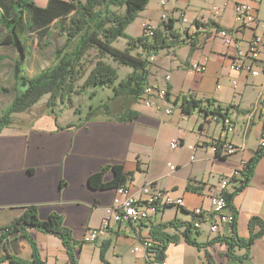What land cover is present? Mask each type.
Instances as JSON below:
<instances>
[{"label":"crops","instance_id":"obj_1","mask_svg":"<svg viewBox=\"0 0 264 264\" xmlns=\"http://www.w3.org/2000/svg\"><path fill=\"white\" fill-rule=\"evenodd\" d=\"M33 1L39 8L49 2ZM240 1L150 0L136 19L138 33H130L131 26L127 27L129 37L136 38L143 34V23L161 28L166 18L172 20L175 33L182 39L181 29L194 24L221 28L232 36L227 45L214 36V30L207 29L191 42L185 40L151 55L147 84L167 90L169 97L160 105L163 109L170 108L169 114L146 107L140 100L129 104L121 99L112 114L120 113L123 108L132 109L138 115L132 122L100 118L81 128L59 130L52 117L42 115L37 122H31L29 130L24 127L23 131L2 130L0 229L9 227L29 205L37 208L39 220L53 214L61 216L63 226L71 230L74 240L71 245L74 261L61 239L29 228L25 232L36 245L39 264H126L127 252L133 256L131 264H152L151 253L134 250L147 238L165 247L164 264H242L239 258L246 252L245 248L234 247L233 258L228 255L225 242L214 240L230 237L227 228L211 234L205 222L201 230L191 229L189 242L199 246L189 244L184 238L185 224L191 225L193 220L191 210L209 208V197L220 194V180L242 170V162L252 158L264 133V113L254 111L264 76L252 77L247 72L230 69L233 59L246 53L249 41L259 35L257 67L264 70V30H236L233 7ZM213 6L220 9L216 19L211 15ZM256 16L264 21V0H260ZM182 17L187 20L185 23ZM193 64L205 67L203 71H192ZM184 97L201 101L203 109L207 100L221 108L231 105L227 118L233 129L227 132L223 121L206 117L200 110L189 116L183 114L180 100ZM174 139L181 142V149L171 150L169 143ZM224 140L238 150L233 155L218 157L209 145ZM193 147L197 150L190 161ZM169 164L176 169L172 171ZM107 165H122L125 172L132 174L126 186L134 195L138 196L143 186L152 184L155 190L182 197L184 205L160 208L140 224H110L101 241L83 242L89 229L100 227L105 208L115 197L114 189L88 188L89 176ZM112 179L111 171L103 176L104 182ZM237 187V183L230 182L223 193L232 194ZM227 208L237 214L238 239L246 241L260 230L259 225L253 230L249 228L248 222L253 217L259 218L264 227V155L246 187L234 195ZM30 242L20 233L6 235L0 244V264H10V258L31 262ZM244 264H264V235L254 240Z\"/></svg>","mask_w":264,"mask_h":264},{"label":"trees","instance_id":"obj_2","mask_svg":"<svg viewBox=\"0 0 264 264\" xmlns=\"http://www.w3.org/2000/svg\"><path fill=\"white\" fill-rule=\"evenodd\" d=\"M33 2V0H0V28L6 30L0 37V46L10 47L17 54L12 72L18 91L10 104L0 112V134L2 130L14 125L24 127L27 124L28 121L15 120V115L29 114L38 104L39 107L36 108H43L41 107L43 102L46 108H52L58 102L66 103L71 95L79 94L86 89L111 88L114 93V102L117 99H124L129 104H135L137 100H140L143 88L147 85L151 55L185 41L175 33L172 20L165 21L161 24V28H156L151 39L143 35L136 38L129 37L126 33L127 27L137 19L138 14L150 0H49L44 8L37 7ZM53 34L63 39L62 45L53 50L50 65L30 76L26 69L32 55L30 36H34L38 47L44 50L45 47H49L48 40ZM118 39L127 41L124 49L113 46ZM89 52H93L95 56V62L91 66L87 59ZM111 61L117 66L128 67L131 72L119 80ZM79 80H83L80 86L78 85ZM44 98L46 101L42 102ZM114 102L91 108L87 113L86 121L81 124L58 126L57 128L59 130L71 127L81 128L86 123L97 119V114H100L99 111L102 108L107 109L105 117L116 122L129 123L137 118L136 111L129 108H123V111L113 115ZM204 104L205 109L201 106V101L188 100L184 97L180 100V109L188 116L195 110H200L206 117L222 122L228 117L232 108L231 105L221 108L209 100ZM35 111H40V109ZM262 155H264V149H257L252 158L245 162L240 171V178L237 180L230 178L229 184L235 182L238 187L232 194L223 193L228 203L227 207L231 205L234 195L246 187ZM108 171L113 174V179L111 182H104L103 176ZM131 176V173L125 172L122 165H107L100 172L92 173L87 184L88 188L94 191L108 188L115 190L126 186ZM236 215L235 212V221ZM37 216V208L29 205L9 227L0 229V244L6 235L20 233L29 242L31 241V246H33L31 262L10 258L9 263L39 264L41 262L35 250L36 245L25 232L29 228L61 239L70 259L74 261L71 250L74 240L71 237V230L63 226L61 216L53 214L43 221ZM235 221L231 226V237H218L214 240L223 241L228 245L230 257H233L234 247L245 248L246 252L242 258H239L244 264L254 240L264 235V227L259 218L253 217L248 222L249 228L253 230L254 226L259 225L260 230L245 241L237 238ZM185 225L184 238L189 242L188 236L192 227L189 224ZM153 241L155 243L153 261H163L165 247L158 241ZM189 244L199 246L194 241Z\"/></svg>","mask_w":264,"mask_h":264},{"label":"built area","instance_id":"obj_3","mask_svg":"<svg viewBox=\"0 0 264 264\" xmlns=\"http://www.w3.org/2000/svg\"><path fill=\"white\" fill-rule=\"evenodd\" d=\"M260 0H241L235 4L233 7L234 18L236 24V30L241 29H251L255 31L257 29L264 30V21L260 20L256 16V8L259 5ZM220 14V9L217 6L211 8V15L213 19H216ZM167 19L163 20L165 22ZM187 20L182 17V22L185 23ZM205 25H189L181 29L180 34L183 35V39L186 41H192L194 37H198L200 32H205L206 30H214V36L219 38L224 44H230L232 36L228 31L221 28H211ZM143 36L147 39H151L155 33V27L150 24H142ZM213 27V25H212ZM260 36L254 35V38L249 41L246 53L239 54L233 59L231 63L232 70L236 72H247L252 77L259 76L260 74L264 76V70H260L257 67L258 57H259V47H260ZM150 62L153 61V57H150ZM203 64H193L190 68L192 71H203ZM168 92L166 89H153L152 85H146L143 88V95L140 101L146 107L157 108V110H163L165 114L171 112L170 108L163 109L160 105L161 102L168 98ZM256 112L264 113V83L261 86V94L257 100L254 108ZM223 125L225 130L229 132L232 128V124L229 118H224ZM263 135L262 134L257 149L263 148ZM171 150L181 149V142L177 139L171 140L169 143ZM209 148L218 157H227L233 155L238 149L233 146L232 143L227 142H217L213 141ZM197 147L191 149L190 161L195 158ZM245 162H242L244 166ZM169 167L172 171L176 169L175 166ZM240 176V171H235L233 175L229 177H224L219 182L220 194L212 195L209 197V208L202 209L200 207L191 210V215L193 220L191 221V227L193 230H201L202 224L207 223L208 231L211 234H218L223 228H227L228 236H232V224L235 221V215L228 210V203L223 195L222 184H229L230 178H236ZM128 186H122L115 189V197L113 203L105 208V217L102 218V222L99 228L89 229L83 237V242L96 243L101 241L109 229L110 224L121 223V224H140L146 219H148L151 213H155L158 209L164 207L170 208H180L184 205L182 197L174 196L170 191L166 190H155L152 184H147L139 190V195H134ZM155 243L153 239L147 238L139 242L134 250H143L146 253H151V257H154L153 249ZM101 264H107L102 262ZM152 264H164V261L154 262Z\"/></svg>","mask_w":264,"mask_h":264},{"label":"rangeland","instance_id":"obj_4","mask_svg":"<svg viewBox=\"0 0 264 264\" xmlns=\"http://www.w3.org/2000/svg\"><path fill=\"white\" fill-rule=\"evenodd\" d=\"M131 29L130 33L137 34V30H139L138 27V21H134L131 23ZM6 30L4 28H0V37L4 35ZM127 33V31H126ZM128 34V33H127ZM143 35V34H142ZM141 36V35H140ZM50 43L49 47H45L44 50L40 49L37 45V41L34 38V36H30V50L32 52L31 58L29 63H27V73L32 76L33 74L37 73L40 69L47 67L52 63V53L53 50L56 47H60L63 43V39L58 36L57 34H53L50 39L48 40ZM127 41L125 39H118L116 42L113 43V46L118 49H124L126 47ZM17 54L14 49L6 46H0V112L5 109L12 99L14 98L15 94L18 93L16 90L17 85L15 84L14 77H13V62L16 58ZM94 53L89 52V55L87 56V59L89 61V66L93 65L95 62ZM107 62H109L107 60ZM112 67L116 69L119 80L124 78L126 74L131 72V70L128 67L124 66H117V64L114 62H110ZM84 80V79H83ZM83 80L78 81V85L80 86L82 84ZM149 85V84H147ZM154 88L155 86L152 85ZM158 88V87H157ZM156 89V88H154ZM160 89V88H158ZM162 89V88H161ZM114 93L112 92L111 88H92V89H86L82 91L79 94H73L69 97L68 100H66V103L58 102L55 106H52V108H46L44 106V102L46 101L45 98L42 100L43 102V108H36L39 107L36 105L34 109L31 110V112L28 114H17L15 115V120L19 122H24V120L27 122V124L24 126V128L28 129L31 122H37L39 117L42 115H48L52 117L53 122L56 124V126L60 125H76L81 124L86 121L87 113L91 108H98L100 105L104 104H110L114 102ZM123 100L117 99L113 105L114 107L120 106L121 102ZM36 109H40V111H35ZM106 108H102L99 112L100 114H97V119L100 118H106L105 111ZM114 110V109H113ZM78 111V112H76ZM40 120V119H39ZM94 121V120H92ZM91 122V121H90ZM84 126V125H83ZM23 125H14L13 130L16 131H23L24 128H22ZM29 130V129H28ZM12 131V130H10ZM264 140V135H263ZM227 184L226 189L222 191H226L228 188ZM127 258H125L124 263L131 264L133 262V256H131L130 252H127Z\"/></svg>","mask_w":264,"mask_h":264},{"label":"bare ground","instance_id":"obj_5","mask_svg":"<svg viewBox=\"0 0 264 264\" xmlns=\"http://www.w3.org/2000/svg\"><path fill=\"white\" fill-rule=\"evenodd\" d=\"M263 143H264V140H263ZM226 185L227 184H222V190H224L226 188Z\"/></svg>","mask_w":264,"mask_h":264}]
</instances>
